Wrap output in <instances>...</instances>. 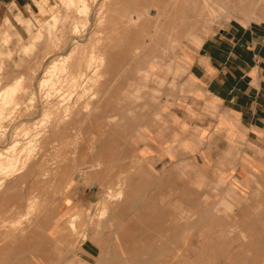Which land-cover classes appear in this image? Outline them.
<instances>
[{"label":"rangeland","instance_id":"374dc122","mask_svg":"<svg viewBox=\"0 0 264 264\" xmlns=\"http://www.w3.org/2000/svg\"><path fill=\"white\" fill-rule=\"evenodd\" d=\"M226 1L43 0L40 14L8 21L0 37L7 47L0 58V167L7 168H0V195L9 191L0 196V248L18 246L27 255H35L37 246L49 251L55 240L48 230L64 189L94 185L93 202L64 220L57 239L66 256V244L80 255L84 235L96 237L102 254L80 264H264L262 169L248 170L246 181L223 184L194 165L152 170L135 148L151 121L160 119L165 75L179 49L198 45L217 20L259 11L250 7L252 0ZM103 53L107 63L97 67L96 79L94 67L76 85L71 77ZM82 57L87 60L79 68ZM54 122L63 127L49 136ZM15 139L19 145L12 148Z\"/></svg>","mask_w":264,"mask_h":264},{"label":"crops","instance_id":"0c3cea01","mask_svg":"<svg viewBox=\"0 0 264 264\" xmlns=\"http://www.w3.org/2000/svg\"><path fill=\"white\" fill-rule=\"evenodd\" d=\"M42 3L0 0V37L10 28L8 21L14 24L16 16L32 11L40 14ZM255 3L252 0L250 5L259 10L254 15L217 20L198 45L185 43L179 49L170 75H165L166 86L158 105L160 119L151 121L135 143L147 167L162 172L194 165L210 177H221L223 184L246 181L248 170L262 169L264 174V0ZM6 50L0 42V58ZM93 186L64 189L48 230L55 240L53 248L47 251L37 246L40 250L35 255H27L16 251L18 246L7 244L0 248V264L98 260L102 245L90 233L81 244L84 252L78 256V248L67 244L65 248L71 250L64 256V246L57 241L63 234L64 220L93 202Z\"/></svg>","mask_w":264,"mask_h":264},{"label":"bare ground","instance_id":"6f19581e","mask_svg":"<svg viewBox=\"0 0 264 264\" xmlns=\"http://www.w3.org/2000/svg\"><path fill=\"white\" fill-rule=\"evenodd\" d=\"M69 1L72 2L73 0H69ZM160 1H161V0H160ZM193 1H194V0H193ZM207 1H208V0H207ZM211 1H212V0H211ZM215 1H216V0H215ZM223 1H224V0H223ZM225 1H226V0H225ZM227 1H228V0H227ZM227 1H226V2H227ZM152 2H153V1H152ZM205 2H206V1H205ZM205 2H204V3H205ZM168 3H169V2H168ZM204 3L202 2V5H203ZM222 3H223V2H222ZM227 3H228V2H227ZM227 3H226V4H227ZM205 4H206V3H205ZM205 4H204V5H205ZM215 4H216V3H215ZM229 4H230V3H229ZM233 4L236 5L237 3H236V2H235V3L233 2ZM194 5H195V4H194ZM209 5H211V4H209ZM162 6H163V5H162ZM205 6H206V5H205ZM174 7H175V6H174ZM194 7H195V6H194ZM154 8H155V7H154ZM178 8H179V7H178ZM197 8H198V7H197ZM171 9H173V8H171ZM174 9H175V8H174ZM199 9L202 11L204 8L202 9V7H201V8L199 7L198 10H199ZM176 10H177V9H176ZM200 10H199V11H200ZM180 11H181V10H180ZM192 11H193V10H192ZM196 11H197V10H196ZM159 12H160V11H159ZM162 12H163V11H162ZM166 12H167V11H166ZM182 12H184V9H183ZM185 12H186V11H185ZM194 12H195V11H194ZM194 12H193V14H194ZM197 12H198V11H197ZM164 13H165V12H164ZM175 13H176V12H175ZM201 13H202V12H200L199 15H201ZM124 14H126V13H124ZM166 14H167V13H166ZM179 14H182V13H179ZM184 14H185V13H184ZM186 14H187V13H186ZM195 14H196V12H195ZM195 14H194V16H195ZM129 15H130V14H129ZM174 15H175V14H174ZM125 16H126V15H125ZM143 17H144V16H143ZM182 17H183V16H182ZM199 17H200V16H198V18H199ZM195 18H196V17H195ZM149 19H150V18H149ZM193 19H194V18H193ZM193 19H192V20H193ZM139 20H140V19H139ZM169 20H170V19H169ZM175 21H176V20H175ZM172 22H173V21H172ZM193 23H194V22H193ZM185 24H186V23H185ZM176 26H178V25H176ZM185 26H187V25H185ZM183 27H184V25H183ZM178 31H179V30H178ZM181 31H182V30H181ZM74 47H75V46H74ZM76 47H77V46H76ZM70 52H72V51H70ZM72 54H73V53H72ZM104 54H105V53H103V54H96V55H94V56H91V57H90L91 59H89V61L86 62L88 65L86 64V67H85V68L80 69V70L77 72L76 75L74 74V75L71 77L72 79H74V80L76 81V85L81 84L82 81L84 80V78L88 75V71L91 70V69H93L94 67H95L96 70H95V72H94L93 74L95 75L94 77H95V79H96L97 75L99 74L98 69L100 68V66H102V64H103L104 61H106V63H107V59H106V57H105L106 54H105V55H104ZM84 59H85V58L82 57V58H80V59L78 60V63H79V66H80L79 68H81V64L84 62ZM110 59H111V58H110ZM86 60H87V59H85V61H86ZM111 60H112V59H111ZM64 62H67V61H64ZM53 65H54V64H53ZM56 65H57V63H56ZM114 65H115V64H114ZM97 67H99V68H97ZM79 68H78V69H79ZM66 69H67V68H63V69H62V72L65 73ZM93 70H94V69H93ZM103 70H104V69H103ZM54 71H55V69H54ZM76 71H77V70H76ZM100 71H101V69H100ZM104 71H105V70H104ZM50 72H53V71L50 70ZM55 72H57V70H56ZM101 72H102V71H101ZM101 72H100V73H101ZM106 72H107V71H106ZM48 73H49V72H48ZM48 73H47V75H48ZM90 73H91V72H90ZM102 73H103V72H102ZM102 73H101V74H102ZM57 74H58V73H57ZM60 74H61V73H60ZM60 74H59V75H60ZM55 75H56V74H55ZM55 75H54V76H55ZM77 75L80 76V77H78ZM56 76H58V75H56ZM104 76H105V74H104ZM104 76H103V77H104ZM45 78H46V77H45ZM50 78H52V76H51ZM50 78H49V79H50ZM46 79H47V78H46ZM46 79H45V80H46ZM49 79H48V80H49ZM66 79H67V78H66ZM87 80H89V79H87ZM109 81H110V80H109ZM0 82H1V81H0ZM84 82H86V81H84ZM84 82H83V83H84ZM83 83H82V84H83ZM94 87H95V86H94ZM88 89H89V88H88ZM88 89H87V90H88ZM89 92H90V91H89ZM94 92H95V91H94ZM96 93H97V92H96ZM96 93H95L94 95H96ZM86 94H88V92H87ZM2 95H3V94H2ZM99 95H100V94H99ZM91 96H92V95H91ZM92 97H93V96H92ZM94 97H95V96H94ZM76 101H77V103H78V102L80 101V99H79V101H78V100H76ZM83 103H84V102H83ZM87 103H88V101H87ZM60 104H61V103H60ZM63 104H64V103H63ZM91 104H92V103H91ZM100 104H102V103H100ZM100 104H99V105H100ZM51 105H52V104H51ZM75 105H76V104H75ZM82 105H83V104H82ZM82 105H81V106H82ZM84 105H85V104H84ZM84 105H83L81 108H83ZM86 105H87V104H86ZM86 105H85V106H86ZM69 106H70V105H69ZM95 106H96V105H95ZM95 106H94V107H95ZM57 107H58V106H57ZM92 107H93V106H92ZM97 107H98V106H97ZM59 108H60V107H59ZM71 108H72V105H71ZM81 108H80V111H81ZM85 108H86V107H85ZM95 108H96V107H95ZM95 108H94V109L92 108V110L95 111ZM63 109H64V108H63ZM65 109H68V107H67V108L65 107ZM65 109H64V110H65ZM100 109H101V108H100ZM69 110H70V109H69ZM71 110H72V109H71ZM71 110H70V113H72ZM78 110H79V109H78ZM78 110H77V111H78ZM87 110H88V109H87ZM101 110H102V109H101ZM58 111H60V110H58ZM80 111L77 112V113H80V114H81ZM89 111H90V110H88L87 112H89ZM96 111H97V110H96ZM117 111H119V110H117ZM120 111H122V110H120ZM64 112H65V111H63V114H64ZM87 112H86V114H85V113H82V114H85L86 116H88L89 114L87 115ZM90 113H91V112H90ZM97 113H98V112H97ZM99 113H100V112H99ZM75 114H76V113H75ZM76 115H77V114H76ZM85 115H84V116H85ZM117 115H118V114H117ZM93 116H94V115H93ZM93 116H91V117H92V120H93V118H94ZM72 117H73V115H72ZM72 117H71V118H72ZM75 117H76V116H75ZM78 117H79V116H78ZM80 117H83V116L80 115ZM97 117H98V116H97ZM97 117L95 116V118H97ZM61 118H62V117H60L59 119H61ZM67 118H68V117H67ZM67 118H66V119H67ZM76 118H77V117H76ZM76 118H75V121H76ZM99 118H100V117H99ZM46 119L49 120V117H46ZM77 119H78V118H77ZM82 119H83V118H82ZM84 119H85V118H84ZM97 119H98V118H97ZM67 120L69 121V118H68ZM88 120H89V119H88ZM88 120H87V121H88ZM98 120H99V119H98ZM63 121H64V120H63ZM63 121H62V123H63ZM77 121H78V120H77ZM80 121H81V119H80ZM90 121H91V120H90ZM99 121H100V120H99ZM46 122H47V121H46ZM60 122H61V121H60ZM73 122H74V121H73ZM73 122H72V123H73ZM84 122H86V121H84ZM88 123H90V122H88ZM91 123H92V122H91ZM94 123H96V122H94ZM45 124H46V123H45ZM74 124H75V123H74ZM74 124H73V126H74ZM76 124H78V123H76ZM48 125L50 126V124H48ZM58 125H59V124H57V123H55V122L51 125L52 134L49 135V136H52V135L54 136L56 133H58L57 131H58L59 127L61 126V125H60V126L58 127ZM63 125H65V122H64ZM70 125H71V124H70ZM95 125H96V124H95ZM95 125H94V126H95ZM45 126H46V125H45ZM77 126H78V125H77ZM86 126H87V125H86ZM103 126H105V125H103ZM35 127H36V126H35ZM35 127H34V129H35ZM61 127H63V126H61ZM74 127H75V126H74ZM46 128H47V127H46ZM46 128H45V129H46ZM49 128H50V127H49ZM89 128H91V127H89ZM69 129H70V128H68V130L65 129V130L63 131V133H65V131H70ZM49 130H50V129H49ZM60 130H61V128H60ZM72 130H73V129H72ZM92 130H93V129H92ZM102 130H103V129H102ZM17 131H18V130H17ZM17 131L15 132L16 134H17ZM28 131H30V130L28 129V130H27V133H28ZM23 133H25V131H23ZM27 133H25V134H27ZM50 133H51V131H50ZM68 133H69V132H68ZM106 133H107V131H106ZM28 134H29V133H28ZM21 135H23V134H20V136H21ZM67 135H69V134H67ZM16 136H17V135H16ZM69 136H70V135H69ZM1 137H2V136H1ZM101 137H102V136H101ZM101 137H100V139H101ZM16 138H17V137H16ZM96 138H97V137H96ZM96 138H95V139H96ZM48 139H49V138H48ZM48 139H47V140H48ZM30 140H31V139H30ZM96 140H97V139H96ZM34 141H35V140L32 141V144H33ZM106 141H107V140H106ZM36 142H37V140H36ZM43 142H44V141H43ZM98 142H99V141H98ZM29 143H31V142H29ZM29 143H28V141H27V144H29ZM99 143H100V142H99ZM12 144H13V145L11 146L12 148H13L14 146H18V145H19V143H18V139H17V140L15 139V141H14ZM37 144H38V143H37ZM43 144H44V143H43ZM100 144H101V143H100ZM106 144H107V142H106ZM110 144H111V143H110ZM110 144H108V145H110ZM29 145H30V144H29ZM95 145H96V144H95ZM101 145H102V144H101ZM108 145L106 146V149H107V150H108V148H109ZM30 146H31V145H30ZM88 146H89V145H88ZM102 146H103V145H102ZM104 146H105V143H104ZM37 147H38V146H37ZM37 147H36V148H37ZM107 147H108V148H107ZM14 148H15V147H14ZM42 148H43V146H42ZM42 148H41V149H42ZM31 149H32V146H31ZM88 149H90V147H89ZM28 150H29V149H28ZM32 150H33V149H32ZM30 151H31V150H30ZM105 151H106V150H105ZM80 152H81V150H80ZM101 152L104 153L103 149H102ZM106 152L108 153V151H106ZM20 153H21V152H19L18 154H20ZM23 153H24V152H23ZM27 153H28V152H27ZM34 153H35V151L33 152V154H34ZM0 154H2V152H1ZM24 154H25V153H24ZM29 154H30V153H29ZM109 154H110V151H109ZM112 154H113V153H112ZM16 155H17V154H16ZM107 155H108V154H107ZM2 156H3V155H2ZM19 156H20V155H19ZM19 156H17V157H19ZM26 156H28V155H26ZM111 156H112V155H111ZM11 157H12V156H11ZM31 157H32V156H30V159H31ZM78 157H79V156H78ZM26 158H27V157H26ZM110 159H111V158H110ZM118 159H119V157H118ZM1 160H2V159H1ZM16 160H17V159H16ZM25 160H26V159H25ZM27 161H29V160H27ZM11 162H12V161H11ZM23 162H24V161H23ZM7 163H8V162H7ZM93 163H94V162H93ZM0 164H1V162H0ZM19 164H20V163H19ZM100 164H101V163H100ZM102 164H103V163H102ZM2 165H3V164H2ZM7 165H8V164H7ZM31 165H32V164H31ZM98 165H99V163L97 164V166H98ZM4 166H5V164H4ZM4 166H2V167H4ZM9 166L12 167V165H9ZM9 166H8V167H9ZM13 166L16 167L17 165L14 164ZM95 166H96V164H95ZM100 166H101V165H100ZM2 167H0V168H2ZM6 167H7V166H6ZM18 167H19V166H18ZM21 167H22V166H21ZM93 167H94V165H93ZM93 167H92V168H93ZM4 168H5V167H4ZM12 168H13V167H12ZM23 168H24V167H23ZM90 168H91V167H90ZM97 168L100 169V167H97ZM101 168H102V167H101ZM113 168H114V167H113ZM9 169H11V168H8V170H9ZM20 169H21V168H20ZM20 169H19V171H20ZM4 170H7V168H5ZM14 170H15V169H14ZM21 170H22V169H21ZM100 170H101V169H100ZM113 170H114V169H113ZM120 170H121V166H120ZM2 171H3V169H2ZM97 171H98V170H97ZM105 171H106V170H105ZM105 171H104V172H105ZM95 172H96V171H95ZM102 172H103V170H102ZM102 172H101V173H102ZM113 172H114V171H113ZM0 173H1V172H0ZM3 173H5V172H3ZM3 173H2V174H3ZM6 173H7V172H6ZM99 173H100V172H98V174H99ZM110 173H111V172H110ZM8 174H9V172H8ZM15 174H16V172H15ZM95 174H96V173H95ZM113 174H114V173H113ZM10 175H11V174H10ZM17 175H18V173H17ZM99 175H101V174H99ZM104 175H105V173H104V174L102 173V177H103ZM117 176H118V175H117ZM117 176H116V177H117ZM10 177L12 178V176H10ZM106 177H107V175H106ZM106 177H105L104 179H105V180H108V179H106ZM109 177H110V176H109ZM109 177H108V178H109ZM6 178H8V177H6ZM13 178H14V181H15V180H16V179H15V176H14ZM13 178H12V179H13ZM16 178H17V177H16ZM93 178H94V177H93ZM96 178H97V177H96ZM2 179H3V178H2ZM4 179H5V178H4ZM8 179H9V178H8ZM112 179H113V178H112ZM0 180H1V179H0ZM109 180H110V179H109ZM1 181L3 182V180H1ZM10 181H12V180H10ZM103 181H104V180H103ZM103 181H102V182H103ZM116 181H117V180H116ZM112 182H113V181L111 180V183H112ZM3 183H4V182H3ZM9 183H11V182H9ZM9 183H8V184H9ZM108 183H109V182H107L106 184H108ZM5 184H7V183L5 182ZM106 184L103 183V185H106ZM1 185H2V183H0V186H1ZM2 186H3V185H2ZM2 186H1V187H2ZM4 186H7V185H4ZM106 186H107V185H106ZM109 187H110V185H109ZM109 187H108V188H109ZM3 188H4V187H2V189H3ZM11 188H12V187H11ZM13 188H14V187H13ZM13 190H14V189H13ZM8 192H9V191H8ZM8 192H4L3 194L8 193ZM13 192H14V191H13ZM3 194L0 195V196H3ZM11 194H12V193H11ZM11 194H7V196H9V195H11ZM4 197H6V195H4ZM8 199H9V198H8ZM0 200H1V197H0ZM115 200H116V199H115ZM117 200H118V199H117ZM119 200H120V199H119ZM1 201H2V200H1ZM94 204H95V203H94ZM114 204H115V202H114ZM0 205H4V204L1 203ZM34 205H35V204H34ZM121 205H122V204H121ZM125 205H126V204H125ZM13 206H14V205H13ZM30 206H31V209H34V208H35V206H33L34 208H32V204H31ZM92 206H93V205H92ZM122 206H123V205H122ZM0 207H1V206H0ZM2 207H3V206H2ZM16 207H17V206H16ZM18 207H19V205H18ZM119 207H120V206H119ZM123 208H124V207H123ZM123 208H122V209H123ZM11 209H12V208H11ZM17 209H18V208H17ZM7 211H8V210H7ZM105 211H107V208H105V209L103 210V212H102V216H105V215H106V212H105ZM122 211H123V210H122ZM5 212H6V211H5ZM118 212H121V211H118ZM9 213H10V212H9ZM7 214H8V213H7ZM117 217H118V216H117ZM4 221H6V220H4ZM110 223H111V222H110ZM137 229H138V228H137ZM84 236H85L86 238H88V234H87V235H84ZM119 237H120V238H119ZM133 237H135V236H133ZM138 237H139V236H138ZM86 238H85V240H86ZM131 238H132V237H131ZM131 238H130V239H131ZM118 239H121V235H120V234L118 235ZM125 239L127 240V238H125ZM125 239H124V240H125ZM134 239H135V238H134ZM138 239H139V238H138ZM128 240H129V239H128ZM131 240H132V239H131ZM131 240H130V243H133V242L135 241V240H134L133 242H131ZM140 240H141V238H140ZM90 242H91V241H90ZM258 243H259V242H258ZM254 245H255V244H254ZM256 245H257V243H256ZM129 247H130V246H129ZM262 248H263V247H262ZM262 254H264V253H262ZM256 255H257V254H256Z\"/></svg>","mask_w":264,"mask_h":264},{"label":"water","instance_id":"95a60500","mask_svg":"<svg viewBox=\"0 0 264 264\" xmlns=\"http://www.w3.org/2000/svg\"><path fill=\"white\" fill-rule=\"evenodd\" d=\"M95 188V186H93Z\"/></svg>","mask_w":264,"mask_h":264}]
</instances>
